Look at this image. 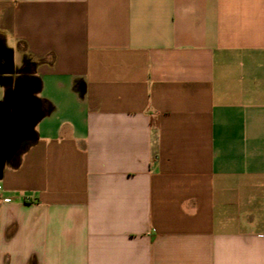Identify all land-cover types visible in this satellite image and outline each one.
<instances>
[{"label": "crops", "instance_id": "1", "mask_svg": "<svg viewBox=\"0 0 264 264\" xmlns=\"http://www.w3.org/2000/svg\"><path fill=\"white\" fill-rule=\"evenodd\" d=\"M18 87L0 264H264V0H0Z\"/></svg>", "mask_w": 264, "mask_h": 264}, {"label": "water", "instance_id": "2", "mask_svg": "<svg viewBox=\"0 0 264 264\" xmlns=\"http://www.w3.org/2000/svg\"><path fill=\"white\" fill-rule=\"evenodd\" d=\"M22 92V88L18 87L14 96L8 99V104L13 107L11 123L9 124L8 117L3 118L0 114V179L6 162L11 159L18 147L13 141L14 137L25 134L31 138L34 127L43 116L39 100L31 93L27 95Z\"/></svg>", "mask_w": 264, "mask_h": 264}, {"label": "flooded vegetation", "instance_id": "3", "mask_svg": "<svg viewBox=\"0 0 264 264\" xmlns=\"http://www.w3.org/2000/svg\"><path fill=\"white\" fill-rule=\"evenodd\" d=\"M26 141H22L20 144V148H22L25 145Z\"/></svg>", "mask_w": 264, "mask_h": 264}]
</instances>
